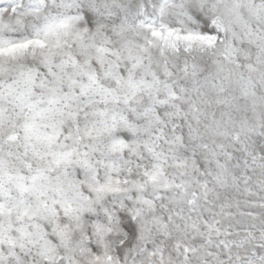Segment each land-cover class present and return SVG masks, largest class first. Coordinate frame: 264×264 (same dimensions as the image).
Listing matches in <instances>:
<instances>
[{"label":"snow or ice","instance_id":"obj_1","mask_svg":"<svg viewBox=\"0 0 264 264\" xmlns=\"http://www.w3.org/2000/svg\"><path fill=\"white\" fill-rule=\"evenodd\" d=\"M218 44L255 108L264 0H0V264H264V120L218 99L221 139L185 141Z\"/></svg>","mask_w":264,"mask_h":264},{"label":"clouds","instance_id":"obj_2","mask_svg":"<svg viewBox=\"0 0 264 264\" xmlns=\"http://www.w3.org/2000/svg\"><path fill=\"white\" fill-rule=\"evenodd\" d=\"M124 2V0H122ZM130 37L139 39V37L134 36L132 33L128 34ZM118 37H113L114 41H117ZM221 39H227L223 34H221ZM118 46V44L116 45ZM223 51V45L218 44L217 48L214 50L213 54L205 55L204 61L202 63V68L204 69L200 74V81L203 82L207 78V83L201 85V91L203 92L204 96L203 99L205 100V103L200 105L202 110V115L200 116V123L197 124L195 121H192L193 128H196L202 138V140L197 141H189L187 133L188 128L185 126L183 131L185 133V141L186 143H200V142H210L212 139L220 140V137H214L212 134V129L214 128L213 124V114H215V119L219 120L221 118V112L226 111V106L224 104L217 103L218 99L228 98L233 101V103L238 104L240 106V111L237 112L233 110L232 115L234 119H238L242 116H247V118L250 121H253L255 119L264 120V101H257L255 108H253V104L251 100L246 101L241 95L239 91V86L235 83L236 80L239 79V74L244 71L243 67L241 68H235L234 65L228 64L223 60L222 56ZM219 60L224 65V72L217 77V65L214 63V61ZM243 63V61H242ZM231 73V79L227 80L224 79V77L228 76ZM137 78L141 76V73L137 72ZM256 79V95L258 97H264V84L260 82L259 76L254 77ZM109 85L112 84L111 81H106ZM213 84L216 85V87H213ZM223 84L224 91L218 92L219 86ZM189 87L191 85L189 84ZM39 91V89H38ZM137 100L140 101V103H137L135 106L138 110L142 109L144 104H146L149 100V97L146 95H140L137 97ZM100 107H104V105H100ZM109 109V114L112 112L120 113L123 112L125 115H128L130 119H134L132 117V114L128 112L127 106L123 104L122 102L119 104H110L107 106ZM91 112V109L89 110ZM98 119L97 117H93L89 115L88 120H94ZM191 119V117H189ZM136 123L140 125H144L145 121L139 120L136 121ZM84 120H81V127L83 129ZM68 125H66V131L68 130ZM82 134V133H81ZM140 139H147L148 134L147 133H141ZM63 139V138H61ZM85 143H93L96 144L100 151L95 153L92 156L93 161L96 159H116L118 158V153H112L110 151V144L111 140L107 135L96 137L95 139H86L84 141ZM70 145H72V142H68ZM7 147V146H6ZM165 149L168 147L167 145L164 146ZM13 151H15V147L12 148ZM101 153H103V156H101ZM50 159V158H48ZM13 164L16 162L13 161ZM34 166H37L38 164L40 166H45V161H33ZM71 171V169H70ZM79 179H83V174L80 169H76ZM169 173L174 171V169L169 168ZM53 177V180H55V177L58 175H62V169H57L56 171H53L50 174ZM101 176H103V169L101 170ZM65 188V194L68 196L72 195V192L70 189L67 188V185H64ZM15 195V192H13ZM52 194L51 192L49 193ZM33 204L35 206V201H33ZM7 217H4L5 222H7ZM14 219V218H13Z\"/></svg>","mask_w":264,"mask_h":264}]
</instances>
